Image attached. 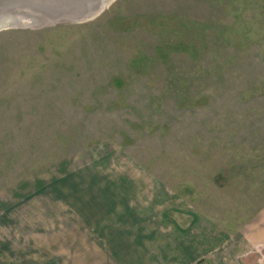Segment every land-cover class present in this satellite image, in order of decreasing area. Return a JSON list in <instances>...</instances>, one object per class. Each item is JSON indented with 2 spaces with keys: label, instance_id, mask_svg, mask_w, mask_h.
Here are the masks:
<instances>
[{
  "label": "rangeland",
  "instance_id": "rangeland-1",
  "mask_svg": "<svg viewBox=\"0 0 264 264\" xmlns=\"http://www.w3.org/2000/svg\"><path fill=\"white\" fill-rule=\"evenodd\" d=\"M99 6L0 23V199L122 218L144 264H264V0Z\"/></svg>",
  "mask_w": 264,
  "mask_h": 264
},
{
  "label": "crops",
  "instance_id": "crops-1",
  "mask_svg": "<svg viewBox=\"0 0 264 264\" xmlns=\"http://www.w3.org/2000/svg\"><path fill=\"white\" fill-rule=\"evenodd\" d=\"M29 202L20 209L37 207ZM11 204L0 199V264H144L122 218L24 214Z\"/></svg>",
  "mask_w": 264,
  "mask_h": 264
},
{
  "label": "water",
  "instance_id": "water-1",
  "mask_svg": "<svg viewBox=\"0 0 264 264\" xmlns=\"http://www.w3.org/2000/svg\"><path fill=\"white\" fill-rule=\"evenodd\" d=\"M100 3L101 0H0V23L10 10L25 8L37 10L47 24L63 18H91L101 11Z\"/></svg>",
  "mask_w": 264,
  "mask_h": 264
},
{
  "label": "trees",
  "instance_id": "trees-1",
  "mask_svg": "<svg viewBox=\"0 0 264 264\" xmlns=\"http://www.w3.org/2000/svg\"><path fill=\"white\" fill-rule=\"evenodd\" d=\"M196 264H209V262L206 259H200Z\"/></svg>",
  "mask_w": 264,
  "mask_h": 264
}]
</instances>
